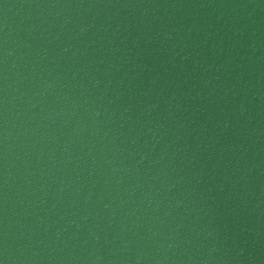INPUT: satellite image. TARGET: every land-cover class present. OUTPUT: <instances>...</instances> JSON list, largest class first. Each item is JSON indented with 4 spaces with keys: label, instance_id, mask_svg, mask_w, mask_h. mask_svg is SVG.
<instances>
[{
    "label": "water",
    "instance_id": "1",
    "mask_svg": "<svg viewBox=\"0 0 264 264\" xmlns=\"http://www.w3.org/2000/svg\"><path fill=\"white\" fill-rule=\"evenodd\" d=\"M0 264H264V0H0Z\"/></svg>",
    "mask_w": 264,
    "mask_h": 264
}]
</instances>
